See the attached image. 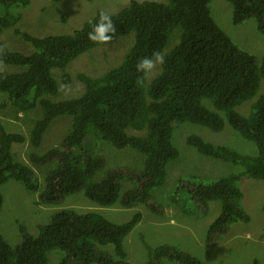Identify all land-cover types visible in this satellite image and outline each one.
Here are the masks:
<instances>
[{
	"label": "trees",
	"instance_id": "trees-1",
	"mask_svg": "<svg viewBox=\"0 0 264 264\" xmlns=\"http://www.w3.org/2000/svg\"><path fill=\"white\" fill-rule=\"evenodd\" d=\"M227 1L234 7L235 24L254 18L264 33V0ZM30 3L31 0H0V32L14 28L34 47L32 52L23 53L0 41V46H5L0 61L19 67L12 72L0 71V91L20 112L38 106L43 110L29 138L9 132L0 120V212L4 203L1 186L14 178L39 193L41 204L58 205L69 195L83 191L101 206L120 203L132 208L144 204L163 214L165 206L154 201L153 190L165 183L168 163L179 157L173 141L176 123L192 122L221 131L228 122L256 143L258 153L243 154L199 134L189 135L188 143L199 152L244 170L210 181L181 178L171 201L186 214L197 217L208 213L211 201L222 202L220 213L209 225V243L227 234L232 223L251 221L243 206L240 182L244 175L264 179V93L253 101L248 115L237 107L258 95L264 80V54L259 58L234 42L212 15L211 0H134L119 13L106 12L116 26V32L109 35L114 39L134 33V42L124 59L103 74H78L85 85L84 92L63 100L53 99L60 91L53 70H66L77 57L101 45L89 40L88 32L103 10L72 33L36 36L18 28L22 15L11 12L13 6L20 10ZM154 52L164 56V63L150 78L138 72L136 64ZM70 79L65 72L63 81L68 83ZM62 115L73 117L63 143L43 155L32 156L38 164L55 162L42 182L30 165L16 158L13 145L29 140L39 147L53 121ZM90 127L98 139L145 154L143 169L114 166L104 171L106 158L84 148ZM124 181L133 182V187L124 190ZM141 219L140 211L127 222L115 223L95 211L61 209L49 223L38 227L37 234L21 224L23 238L16 246L0 231V264H49L52 249L63 252L60 264H131L124 240ZM107 245H113L116 257L109 253ZM166 260L206 264L173 245L150 249L147 264Z\"/></svg>",
	"mask_w": 264,
	"mask_h": 264
},
{
	"label": "rangeland",
	"instance_id": "rangeland-1",
	"mask_svg": "<svg viewBox=\"0 0 264 264\" xmlns=\"http://www.w3.org/2000/svg\"><path fill=\"white\" fill-rule=\"evenodd\" d=\"M132 1L134 0H31L27 8L17 10L13 6L11 12L21 13L17 27L22 31L36 36H46L72 33L81 28L86 21L94 18L99 10L116 14L128 7ZM155 1L167 2V0ZM211 10L217 23L234 42L259 58L262 57L264 33L259 30L254 18L235 24L234 7L227 0H211ZM0 41L5 42L14 51L30 53L34 50L33 45L22 35L17 34L14 28H6L0 32ZM133 42L134 33L114 38L110 43L101 44L80 55L68 65L66 70L54 69V76L60 83V91L53 96V99L63 100L81 95L85 85L77 75L103 74L124 59ZM175 43L174 41L173 44ZM173 44L168 47L171 48ZM18 69L17 66L0 63V71L12 72ZM160 70L161 64H158L149 77L152 78ZM65 72L70 74L71 79L68 83L63 81ZM263 93L264 80L258 95L239 105L237 110L248 115L253 101ZM7 99V94L0 91V120L9 132L23 133L29 138L37 120L43 117L42 108L38 106L31 111L20 112L14 105L8 103ZM205 102L212 107L209 100ZM72 124V116L62 115L53 121L39 147L33 146L29 140L25 143H14L13 151L17 155L16 158L30 165L36 177L43 182L47 173L55 167V162L38 164L32 160V156L43 155L49 149L60 146ZM191 134H199L210 142L230 146L243 154L258 153L256 143L245 138L228 122L221 131L192 122H178L175 125L173 141L179 149V157L168 163L165 183L153 190L154 201L165 206L163 214L153 212L144 204L132 208H126L120 203L109 207L101 206L90 200L83 191L69 195L58 205L41 204L39 193L30 191L22 182L10 178L1 186L4 203L0 212V231L11 245L16 246L23 238L20 231L21 224L31 233L37 234L38 227L49 223L54 213L61 209H74L78 212L95 211L115 223L127 222L140 211L141 221L124 240L131 264H147L150 249L165 244L176 246L200 258L206 264H264V179H255L247 175L242 177L240 186L244 192L243 206L250 214L251 221L232 223L228 233L216 243H209L207 236L209 225L221 211L220 200L211 201L208 213L201 217L186 214L179 204L171 201L173 191L181 178L187 180L201 177L210 181L235 173L234 171L244 170L240 165L199 152L187 141ZM84 148L106 158L104 171L114 166H127L139 170L144 167L145 154L130 147L120 149L109 141L98 139L94 136L92 127L88 129ZM133 185L131 181H124V190L132 188ZM105 247L116 257L113 245ZM62 257V251L52 249L49 251V264H60ZM162 264L179 263L166 260Z\"/></svg>",
	"mask_w": 264,
	"mask_h": 264
},
{
	"label": "clouds",
	"instance_id": "clouds-1",
	"mask_svg": "<svg viewBox=\"0 0 264 264\" xmlns=\"http://www.w3.org/2000/svg\"><path fill=\"white\" fill-rule=\"evenodd\" d=\"M116 26L114 25L111 16L101 11L98 21L93 25L92 30L88 32V39L97 44H108L113 37L109 33H115ZM4 47L0 46V55L4 53ZM2 63V61H0ZM164 63V56L160 52H154L151 57H144L136 64L138 72L150 75L158 64Z\"/></svg>",
	"mask_w": 264,
	"mask_h": 264
}]
</instances>
